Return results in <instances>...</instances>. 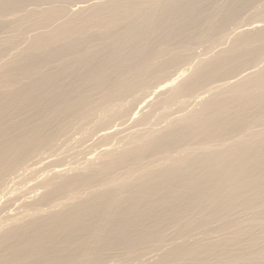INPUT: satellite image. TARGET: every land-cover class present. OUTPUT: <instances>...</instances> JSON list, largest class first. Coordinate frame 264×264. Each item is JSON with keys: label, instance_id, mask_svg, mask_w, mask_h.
<instances>
[{"label": "bare ground", "instance_id": "6f19581e", "mask_svg": "<svg viewBox=\"0 0 264 264\" xmlns=\"http://www.w3.org/2000/svg\"><path fill=\"white\" fill-rule=\"evenodd\" d=\"M0 264H264V0H0Z\"/></svg>", "mask_w": 264, "mask_h": 264}, {"label": "rangeland", "instance_id": "374dc122", "mask_svg": "<svg viewBox=\"0 0 264 264\" xmlns=\"http://www.w3.org/2000/svg\"><path fill=\"white\" fill-rule=\"evenodd\" d=\"M78 6H81V4H79V5H77V6H75V7H73V9H76ZM247 12V11H246ZM245 12V13H246ZM194 51H195V55L197 54V55H199V54H202L203 53V47L201 46V45H197L195 48H194ZM189 110V109H188ZM76 132L75 131H73V130H70V131H68L67 132V134L65 135V137H63V138H61V139H59V141H57V144L59 145V144H61L62 143V141H64L65 140V138H67V137H70V136H72L73 135V137H77L78 136V134H75ZM96 139V137H92L91 138V140H95ZM46 153H48V151H45ZM98 151H96L95 153H97ZM75 161L73 160V159H71V158H67L65 161H59V164H62V165H67V164H73ZM32 183V182H31ZM31 183H28V187H29V185L31 184ZM32 185V184H31ZM30 185V186H31ZM17 205V204H16Z\"/></svg>", "mask_w": 264, "mask_h": 264}]
</instances>
